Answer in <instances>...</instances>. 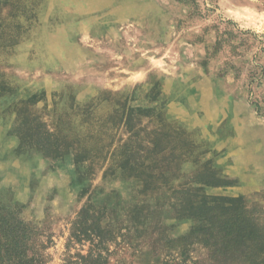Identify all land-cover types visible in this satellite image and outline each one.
<instances>
[{"label": "rangeland", "instance_id": "obj_1", "mask_svg": "<svg viewBox=\"0 0 264 264\" xmlns=\"http://www.w3.org/2000/svg\"><path fill=\"white\" fill-rule=\"evenodd\" d=\"M0 216L43 264L80 220L107 264L208 226L264 264V0H0Z\"/></svg>", "mask_w": 264, "mask_h": 264}, {"label": "trees", "instance_id": "obj_2", "mask_svg": "<svg viewBox=\"0 0 264 264\" xmlns=\"http://www.w3.org/2000/svg\"><path fill=\"white\" fill-rule=\"evenodd\" d=\"M237 223L238 219L223 221V227ZM79 226L80 230L66 246L63 264H107L105 243L110 238L105 230L96 222L88 225L80 220ZM250 237L225 230L213 233L209 226L197 227L176 241H166V250L177 255L175 264H242L240 261L245 257L244 264H250L248 250L241 246ZM36 239L30 226L21 220L0 216V264H43L42 251L34 247ZM85 242L88 246L83 249ZM74 244L80 247L70 252Z\"/></svg>", "mask_w": 264, "mask_h": 264}]
</instances>
